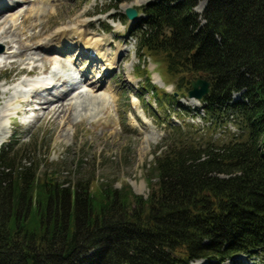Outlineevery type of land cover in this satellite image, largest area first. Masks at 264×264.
<instances>
[{
	"label": "trees",
	"instance_id": "obj_1",
	"mask_svg": "<svg viewBox=\"0 0 264 264\" xmlns=\"http://www.w3.org/2000/svg\"><path fill=\"white\" fill-rule=\"evenodd\" d=\"M197 6L147 3L131 33L138 54L163 58L182 98L192 79L209 81L208 128L233 122L240 135L217 143L190 124L171 128L147 198L127 186L92 192L89 179L40 181L30 149L3 145L0 264H264V0H209L202 14Z\"/></svg>",
	"mask_w": 264,
	"mask_h": 264
},
{
	"label": "rangeland",
	"instance_id": "obj_2",
	"mask_svg": "<svg viewBox=\"0 0 264 264\" xmlns=\"http://www.w3.org/2000/svg\"><path fill=\"white\" fill-rule=\"evenodd\" d=\"M153 1L59 0L44 4L41 0H6L7 4L16 3L17 6L8 9L0 17V33L5 30L9 33L7 28L11 25V19L20 14L22 19L19 22L23 20L25 30H11L12 33L0 42V54H11L12 51L21 54L11 61L6 58L0 64V137H3L2 146L13 141L14 147H27L32 151L25 160L35 168L41 164L40 181L52 178L63 187L72 188L78 181L89 179L93 180L92 192H96L101 184L113 185L116 189L127 186L133 193L145 198L151 192V187L156 185L157 179L150 170L157 151L169 136L171 128L181 123L193 124L191 115L185 110L190 108L192 114L197 105L176 92L175 79L167 73L163 58L152 57L145 51L138 54L137 42L127 36L128 28L133 23L119 20L127 8L139 9ZM208 1L198 0L195 12L202 14ZM42 7V12L36 17L35 9ZM81 22L85 23V27H80V30L84 29L81 30L84 40H97L101 52L109 58L107 63L114 64L101 87L102 92L111 96L110 101L105 104L97 96V90L90 89L84 93L88 94L85 97L78 98L79 94L74 93L65 98L63 102L72 103L74 107L68 115L56 116L55 123H52L51 115H44L39 109L30 111L26 117H21L24 114L16 116L14 109L17 111L21 108L24 111L25 106H28L21 107V99L14 95L12 84L26 78L20 72L33 67H37L39 72L44 67H51L52 70V59L56 56H45V49L58 50L68 46L70 41H64L61 37L54 39L55 33L65 28H78ZM107 26L110 32L103 31ZM31 34L37 37L35 45L31 39L22 40ZM5 41L11 44H3ZM44 44L46 48L40 49L39 46ZM76 50L69 53L72 58L77 56ZM33 58L36 63L32 61ZM62 59L66 60V57ZM88 62L80 57L76 62L78 67H73L90 70L89 79L80 86L89 81L92 87V73L98 75L104 61L98 67L90 66ZM94 79L98 81L97 76ZM168 93L175 94L179 101H164L162 98ZM23 97L28 98L29 95L23 94ZM242 98L239 94L234 96V100ZM135 100L140 101V105H134ZM33 107L39 106L34 104ZM6 108L12 114L11 121L3 117ZM195 130H198L199 137L213 140L216 137L215 128L209 130L199 125ZM228 130L226 135V131L221 133L225 137L216 140L217 143L228 142L236 138L233 134H239L233 125H229ZM207 263L202 261L192 264ZM225 264L262 263L239 256Z\"/></svg>",
	"mask_w": 264,
	"mask_h": 264
},
{
	"label": "bare ground",
	"instance_id": "obj_3",
	"mask_svg": "<svg viewBox=\"0 0 264 264\" xmlns=\"http://www.w3.org/2000/svg\"><path fill=\"white\" fill-rule=\"evenodd\" d=\"M58 0H41V2H43L44 4L48 3L50 4L51 2H56ZM43 4V5H44ZM11 6H17L16 3L15 5H9L7 4L6 0H0V17L3 16L5 14L6 11H8V9ZM45 9V8H44ZM43 7L42 8H36L35 9V16L38 17L39 14L42 12ZM41 16H43V14H41ZM22 19L21 18V14L19 16H14L11 19V25L10 27H8L7 29L10 30L9 33H12L11 30H15L16 28L19 29V32H24L25 28H24V23L23 20L20 23L19 20ZM78 28L73 27L72 29H62L59 30L55 33V38L54 39H59L60 37L62 39H64V41L69 40V44L72 43L73 45H69L68 46H64L59 48L58 50L56 49H45V44L44 46H39L40 49H45V53H47L45 56L48 57H54L56 56V58H53L52 61L54 62V64L52 65L53 69L51 71H48V69L46 67L42 68L41 72H39L37 67H33L31 70L26 71L22 70L20 73L22 75L25 74L26 78L21 80L19 83H15L13 88L15 89L14 91V95L15 97L21 99L20 102V106H24V105H38L39 107H35L34 109L37 110L39 109L40 111H42L44 113V115H51V121L52 123H55L57 121L56 116H66L68 115L69 111L74 107L71 104H65L63 101L65 98H68L69 96H71V94L78 89H82L84 87L85 84H82L80 86L81 83H83L84 81H87V79H89L91 72L89 69L85 68V70H81L80 68V74L77 71V75L76 74H68V70L72 71L74 69L69 68L72 67V65H75L78 67V65H76V62L78 61V59H80V57L85 58V60L89 61V65L92 66H99L102 61H104V66L107 65L110 69L113 68L114 64H109V62L107 63V61H109V58L103 54L101 52L99 43L92 40H84V37L82 35L84 29L80 30V27L83 28L85 27V23H80L78 25ZM36 28V27H35ZM79 29V30H78ZM69 30V31H68ZM72 30H74L72 32ZM7 30L3 31L0 33V42L3 38H5L9 33L6 32ZM6 33V34H4ZM69 33V35H68ZM4 34V35H3ZM3 35V36H2ZM7 38V37H6ZM36 36L34 35H26L24 40H28L31 39L32 41H34V45L36 42H38L36 40ZM3 43V42H2ZM14 43V42H13ZM67 43V42H66ZM3 44L5 45H10L11 43L5 41ZM34 45L32 44V47H34ZM43 45V44H42ZM31 47V48H32ZM37 47V48H39ZM78 47V49L76 48ZM80 48H84V51H82ZM77 49V50H76ZM75 50L77 51V56L73 57L69 55L70 52H75ZM9 52V51H8ZM55 54V55H52ZM21 55L19 52L17 51H12L11 54H0V64L3 63L2 61H4L6 58L10 59H15L16 56ZM104 55V56H103ZM68 58L70 60L69 64L67 62H65L62 58ZM35 59L33 58L32 61H34ZM11 61V60H10ZM36 63V61H34ZM15 62H13L14 64ZM30 63V62H29ZM47 63V62H46ZM101 67H104V66ZM84 71V72H82ZM46 74V76H50V77H42V75ZM92 75L94 76V78H99V81H96L94 78L92 82V87L89 88V90L91 89L92 91L97 90L96 92H98L97 96L100 97L102 99L103 102L108 103L111 99V96L109 94H106L104 92H102L101 87L103 85V82L105 81L106 77H103L104 75H101L100 72L98 75H96L95 73ZM37 76V77H35ZM63 76V77H62ZM28 77H33V79H29ZM156 79L158 81L159 78L156 76ZM80 86V87H79ZM62 89V90H61ZM19 95H17V94ZM22 94V95H21ZM23 94H25V96L29 95V97H32L30 99H28L27 97H23ZM88 94H84V93H80L77 97H85ZM76 99V97H75ZM136 102L134 103V105H138V101L135 100ZM23 102V103H22ZM193 103L197 104V102L195 100H192ZM71 105V106H70ZM140 105V103H139ZM11 109V108H10ZM12 110V109H11ZM15 110V114L20 116L21 114L27 113V109L26 110H22L21 108L19 110L16 111ZM33 110V111H35ZM66 111L67 114H66ZM12 114H10V110L9 109H5L4 110V115L3 117H7L9 118V120L11 121V116ZM3 143V137H0V148L2 146Z\"/></svg>",
	"mask_w": 264,
	"mask_h": 264
},
{
	"label": "water",
	"instance_id": "obj_4",
	"mask_svg": "<svg viewBox=\"0 0 264 264\" xmlns=\"http://www.w3.org/2000/svg\"><path fill=\"white\" fill-rule=\"evenodd\" d=\"M125 15L130 21H134L138 17V12L135 8H127ZM192 90L188 93L189 99L201 100L206 96L211 89V83L205 79H197L191 81Z\"/></svg>",
	"mask_w": 264,
	"mask_h": 264
}]
</instances>
